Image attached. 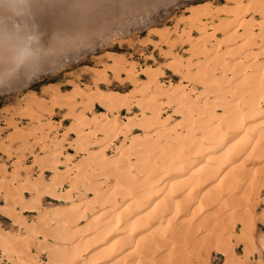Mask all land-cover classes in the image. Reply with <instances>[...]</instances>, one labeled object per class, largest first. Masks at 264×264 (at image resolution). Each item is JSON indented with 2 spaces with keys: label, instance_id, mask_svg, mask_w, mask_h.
<instances>
[{
  "label": "bare ground",
  "instance_id": "obj_1",
  "mask_svg": "<svg viewBox=\"0 0 264 264\" xmlns=\"http://www.w3.org/2000/svg\"><path fill=\"white\" fill-rule=\"evenodd\" d=\"M171 1L32 0L24 17L5 5L0 93ZM180 17L142 39L163 61L106 52L88 82L29 90L5 118L0 264H209L212 250L250 263L264 207V0H205ZM26 38L36 56L20 60Z\"/></svg>",
  "mask_w": 264,
  "mask_h": 264
},
{
  "label": "rangeland",
  "instance_id": "obj_2",
  "mask_svg": "<svg viewBox=\"0 0 264 264\" xmlns=\"http://www.w3.org/2000/svg\"><path fill=\"white\" fill-rule=\"evenodd\" d=\"M192 1L195 2L193 3ZM202 1L205 0H173L150 10L146 20H144L141 15L128 17L125 24L121 28H116V30L106 39L99 38L96 40L93 48L87 52L77 53L67 61L58 64V66H56L53 70L42 71L41 73L33 76V78L30 79L28 84L25 86L5 93H0V125H5L6 119L9 118V115L11 116V113L15 110L22 111L24 109L23 106H25V103L28 101L29 90H35L40 93L42 87L50 84H62V88L66 90V88H70L69 85L65 84L67 83V79L74 77V75H79L82 81L84 80L88 82L91 78L89 68L101 66V59L99 58H101V55L103 56L106 52H117L119 54L127 55L131 61H136L140 64L149 61H155L157 64L158 62L163 61V57H161L159 51L157 50L154 51L156 57L155 60L150 59L149 55L151 54L152 46H146L141 43L142 39L146 36L148 29L173 24L175 20L181 18V13L186 6L190 4H197ZM79 28H82V26H79ZM122 39H127L129 43L127 40L123 41ZM57 47L59 46L55 45V48ZM53 52L54 50L50 49L39 58V65L41 69L45 70V68H48L50 62L52 61L51 58L54 55ZM2 107L4 109H2ZM61 114L63 113L59 112L57 118H59ZM67 126L68 124L63 126L62 129L66 130ZM5 133L6 131L3 132V134ZM263 209V204H258L257 214L255 217V221L257 223L255 240L258 245V249L253 253L252 251L248 252V259L250 261L249 264H264V256H260L259 253L264 249L262 244L264 241V219L261 217V211ZM233 244L235 245V242H233ZM235 250L240 257H243L245 254L244 251H246L245 248L243 249L242 244H237ZM215 251L216 250H212L210 254L208 253L209 257H207L209 258V264H225L224 255ZM188 264L197 263L190 262Z\"/></svg>",
  "mask_w": 264,
  "mask_h": 264
},
{
  "label": "clouds",
  "instance_id": "obj_3",
  "mask_svg": "<svg viewBox=\"0 0 264 264\" xmlns=\"http://www.w3.org/2000/svg\"><path fill=\"white\" fill-rule=\"evenodd\" d=\"M31 3L32 0H0V9H3L5 5H8L12 15H15L16 17H24L29 13ZM2 31L3 29L0 27V32ZM33 44L34 40L31 38L25 39L24 47L21 49L19 56L20 60L25 58H35L36 51Z\"/></svg>",
  "mask_w": 264,
  "mask_h": 264
},
{
  "label": "crops",
  "instance_id": "obj_4",
  "mask_svg": "<svg viewBox=\"0 0 264 264\" xmlns=\"http://www.w3.org/2000/svg\"><path fill=\"white\" fill-rule=\"evenodd\" d=\"M262 250V249H261ZM259 255V254H258ZM260 256H264V249L260 252Z\"/></svg>",
  "mask_w": 264,
  "mask_h": 264
}]
</instances>
